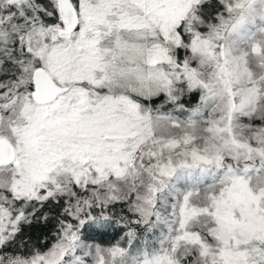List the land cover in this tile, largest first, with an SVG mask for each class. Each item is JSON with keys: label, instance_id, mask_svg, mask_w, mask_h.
Wrapping results in <instances>:
<instances>
[{"label": "snow or ice", "instance_id": "obj_1", "mask_svg": "<svg viewBox=\"0 0 264 264\" xmlns=\"http://www.w3.org/2000/svg\"><path fill=\"white\" fill-rule=\"evenodd\" d=\"M0 264H264V0H0Z\"/></svg>", "mask_w": 264, "mask_h": 264}]
</instances>
